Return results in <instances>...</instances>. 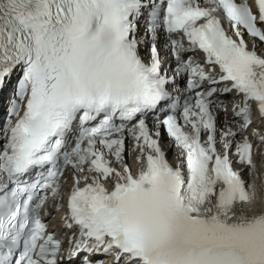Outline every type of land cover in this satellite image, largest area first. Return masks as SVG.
Segmentation results:
<instances>
[{"label": "snow or ice", "instance_id": "snow-or-ice-1", "mask_svg": "<svg viewBox=\"0 0 264 264\" xmlns=\"http://www.w3.org/2000/svg\"><path fill=\"white\" fill-rule=\"evenodd\" d=\"M260 44L264 0H0V264H264Z\"/></svg>", "mask_w": 264, "mask_h": 264}]
</instances>
